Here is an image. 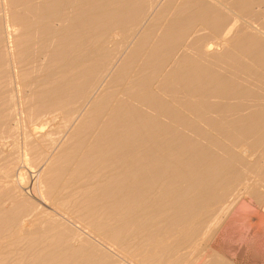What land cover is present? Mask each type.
<instances>
[{
    "label": "bare ground",
    "instance_id": "bare-ground-1",
    "mask_svg": "<svg viewBox=\"0 0 264 264\" xmlns=\"http://www.w3.org/2000/svg\"><path fill=\"white\" fill-rule=\"evenodd\" d=\"M0 264H264V0H0Z\"/></svg>",
    "mask_w": 264,
    "mask_h": 264
},
{
    "label": "rangeland",
    "instance_id": "rangeland-1",
    "mask_svg": "<svg viewBox=\"0 0 264 264\" xmlns=\"http://www.w3.org/2000/svg\"><path fill=\"white\" fill-rule=\"evenodd\" d=\"M28 175H29V179L27 178L28 177ZM28 175L26 176L25 175V180L24 181H29L30 182V184H33L34 182H35V184L38 182V179H37V177H35V176H37L38 175V173L36 174H33L32 175V173H28ZM33 176V177H32ZM27 178V179H26ZM34 180H36V181H34ZM37 184H39V183H37ZM37 188L36 189H38V186H36ZM30 192H29V191ZM27 192V197H30L32 200H35L34 199V197L32 196V194H31V189L29 188V189H27L26 191H25V193ZM29 194V195H28ZM32 196V197H31Z\"/></svg>",
    "mask_w": 264,
    "mask_h": 264
}]
</instances>
